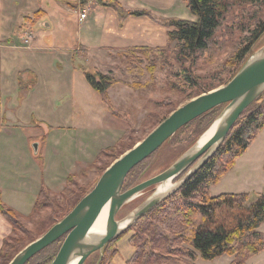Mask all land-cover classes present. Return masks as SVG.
<instances>
[{
  "label": "trees",
  "instance_id": "16d2710c",
  "mask_svg": "<svg viewBox=\"0 0 264 264\" xmlns=\"http://www.w3.org/2000/svg\"><path fill=\"white\" fill-rule=\"evenodd\" d=\"M97 1L112 8L118 14L120 21L130 15L144 16L170 29L168 44L157 50L167 54L166 68L162 67L161 70L165 72L164 77L171 79L172 88L181 82L184 87L182 92L186 94L187 101L226 84L254 53V45L264 33V19L261 16L264 10V0H185L190 13L195 17L194 21L161 20L146 10H125L115 0ZM234 12H239L241 19L235 17L237 20L235 25L238 26L240 33L247 34L236 43L232 54H226L223 47L215 41V36L224 23H228L226 19ZM242 19H247V21L244 22ZM29 22H33V18L25 17L24 24ZM135 50L136 53H141L144 59L136 58L139 64L136 61L128 63L129 67L126 72L131 78L139 79L144 75L145 68L152 71L154 63L147 55L150 49L137 48L131 51ZM218 51L223 54H218ZM121 54L127 57L129 50ZM204 61L213 63L215 67L206 77H200L194 71ZM143 62H145V67L140 66ZM81 70L86 82L99 94L106 109L118 117L111 105L108 89L119 80L113 76L112 72L102 73L95 68L88 70L85 66H82ZM176 79L178 82H175ZM134 86L139 88L142 85L136 83ZM222 106L225 105L209 110L178 131L198 120L209 123L213 119L212 114L215 110ZM174 109L176 108H170L169 113ZM167 116L163 114L160 122ZM263 127L264 92L239 116L214 155L177 191L133 224L134 234L129 241L134 248V253L124 264H195L197 257L213 260L223 254H228L233 258L228 264H247L249 257L263 251L264 232L259 231V227L264 222V192L255 196L247 192L217 195L210 192V186L233 167L235 160L249 148ZM113 147L108 146L101 150L97 159ZM74 178L75 174L67 176L64 186L66 191L68 190L67 185L73 183ZM74 183L77 185L76 182ZM45 189L46 187L41 185L32 212L28 215L29 218L40 205V198L42 195L44 197ZM84 195L72 200L70 206L65 203L67 208L64 205L65 209L62 208L59 211L58 218H63ZM46 202L49 203L50 200ZM0 214L10 223L12 233L15 224L24 218L5 205L1 198ZM22 231L32 236L30 235L31 230L23 229ZM12 235L4 239L0 248V264H8L17 252L36 239V237H31L19 245L22 237ZM60 242L62 243V239L37 253L26 264H50L60 247H56L55 244H60ZM111 242L102 248L106 250V254L102 256L98 264H110L117 254V248L107 254L109 245L113 244ZM54 246L56 248L53 256L46 258L44 254Z\"/></svg>",
  "mask_w": 264,
  "mask_h": 264
},
{
  "label": "crops",
  "instance_id": "0c3cea01",
  "mask_svg": "<svg viewBox=\"0 0 264 264\" xmlns=\"http://www.w3.org/2000/svg\"><path fill=\"white\" fill-rule=\"evenodd\" d=\"M115 1L125 10H146L161 20H195L185 0ZM84 10L86 16L80 18ZM25 17L33 22L24 24ZM168 31L144 16L130 15L120 21L112 8L97 0H0V198L5 205L26 217L41 185L51 191L62 189L71 173L63 172L58 179L52 172L44 176L45 170L41 171L32 158L29 144L23 143L16 150L17 132L9 129L41 124L54 132L74 127L73 121L80 117L75 111L76 92L87 89L81 79V61H91L89 64L100 71L92 61L105 59L106 71L110 70L117 53L165 47ZM95 118L99 120L98 115ZM120 135L115 131L112 140ZM244 155L249 166L264 158V127ZM11 234L10 223L0 214V248ZM129 239L119 240L110 264H124L133 255ZM195 263L199 264L198 257Z\"/></svg>",
  "mask_w": 264,
  "mask_h": 264
},
{
  "label": "rangeland",
  "instance_id": "374dc122",
  "mask_svg": "<svg viewBox=\"0 0 264 264\" xmlns=\"http://www.w3.org/2000/svg\"><path fill=\"white\" fill-rule=\"evenodd\" d=\"M264 19V10L261 13ZM240 19V13H232L226 20L215 36V41L222 46L224 53L232 54L236 43L244 38L247 33H240L238 26L235 25L236 18ZM244 22L247 19H242ZM226 38V39H225ZM173 44V43H172ZM171 44V46H172ZM264 45V33L254 45V53ZM173 47V46H172ZM218 54L223 52L218 51ZM149 60L154 63L151 70L145 68L144 75L139 79H133L126 72L128 63L139 61L136 58L144 59L141 53L129 50V56H123L120 53L115 54L113 57V64L110 70L106 71L107 61L105 59H94L92 63L97 62L100 71L105 73L112 72L113 76L119 80L118 83L113 85L109 94V99L118 117L112 115L107 111L106 106L100 100L97 92L92 90L84 78L81 76L82 81L86 86V91L79 90L76 92L77 98L75 99V111L80 114V117L74 120V127L65 128L62 130L45 129L43 125L40 126H22L17 125L12 129L17 132L14 138L16 150L22 148L23 143L29 144V150L32 158L38 164L41 171H44V176L52 172L55 177L60 178L63 172L71 171L70 174H75L73 183L67 185L68 190L63 186L62 189L56 188V191H51L46 187L43 195L40 198V205L31 218L28 216L21 218L14 226L12 236L22 237L23 242L28 241L31 237H40L47 228L58 222L59 211L66 207L65 203L69 206L72 200L81 195L87 194L95 185L98 178L106 167L118 158L130 147L141 141L154 127L158 125L162 119V115L169 114L170 108H177L184 104L186 94L183 91L181 82L179 85L171 86V79L164 77L161 70L162 67L166 68L167 54L157 50H149ZM170 62V60H169ZM82 65L87 67L88 70L94 69L91 61H81ZM145 67V62L140 64ZM215 65L211 62H201L199 67L194 71L200 77H206L212 72ZM175 82H178L177 79ZM140 83L142 86L136 88L134 84ZM176 84V83H175ZM182 88V89H181ZM86 92V93H85ZM225 106L216 109L212 114V120L206 123L204 120H198L195 123L181 129L166 142H164L153 154L147 159L142 161L127 177V181L122 189L130 188L141 181L153 177L160 172L167 169L173 164L181 155L187 152L198 140L199 136L205 129L216 119L219 118ZM76 114V112H75ZM98 115L99 120L95 116ZM120 115V116H119ZM109 118V119H108ZM112 120V123L108 122ZM119 130L120 137L114 139L115 131ZM125 136H123V133ZM114 141V142H113ZM112 143V145H111ZM249 148L240 155L233 165V167L225 173L217 182L210 186V192L213 195L222 192H247L252 196L264 192V158L261 159L259 164L254 162L252 166L247 165L245 162L244 154ZM105 145L114 146L107 153L102 154L98 159V153L103 150ZM18 156V155H17ZM20 156V155H19ZM52 167V168H49ZM53 167H57L56 171ZM48 168L49 172L46 174ZM247 170H243V169ZM180 178V177H179ZM177 178V180L179 179ZM175 180V179H174ZM173 180V181H174ZM173 181H171L173 183ZM77 185H75V183ZM58 183V182H57ZM58 185V184H57ZM155 185L147 188L139 194L134 200L125 203L118 213L116 220H122L127 217L131 212L142 205L155 191ZM50 200L49 203L46 201ZM47 204V205H45ZM50 204V205H49ZM67 208V207H66ZM56 221L55 223H53ZM132 228V229H131ZM133 225L126 229L118 238L113 240L107 249V254L112 252L115 248L118 251V242L125 236H132L134 234ZM31 230L32 236L25 234L22 230ZM259 231L264 232V223L261 224ZM42 233V234H41ZM130 243V241H129ZM56 247L61 245L57 243ZM132 246V244L130 243ZM50 249L48 253L44 254L46 258L53 254L54 249ZM133 247V246H132ZM106 250L96 251L92 253L83 264H98ZM53 256V255H52ZM233 258L228 254H223L213 260H204L198 257L199 264H227ZM230 260V261H229ZM196 264V263H195ZM247 264H264V250L255 254L247 260Z\"/></svg>",
  "mask_w": 264,
  "mask_h": 264
},
{
  "label": "water",
  "instance_id": "95a60500",
  "mask_svg": "<svg viewBox=\"0 0 264 264\" xmlns=\"http://www.w3.org/2000/svg\"><path fill=\"white\" fill-rule=\"evenodd\" d=\"M264 92V45L253 53L242 68L224 85L195 96L174 109L141 141L116 158L100 175L93 188L58 222L40 237L33 240L10 260L8 264H26L37 253L62 239L50 264H83L94 252L101 251L109 242L118 238L139 218L177 191L218 150L228 132L243 113ZM225 105L211 138L196 143L173 164L159 174L123 190L128 173L153 154L181 127L209 110ZM183 174L178 180H174ZM173 186L154 193L142 205L122 220H116L120 208L151 186L167 180ZM108 203L105 231L101 235L90 233V228L101 210ZM126 224L122 226L125 222Z\"/></svg>",
  "mask_w": 264,
  "mask_h": 264
},
{
  "label": "bare ground",
  "instance_id": "6f19581e",
  "mask_svg": "<svg viewBox=\"0 0 264 264\" xmlns=\"http://www.w3.org/2000/svg\"><path fill=\"white\" fill-rule=\"evenodd\" d=\"M218 124V120L216 119L215 121H213L206 129L205 131H203L201 133V135L199 136V143H203L206 140H208L209 138H211V136L213 135L215 128ZM173 186V183L171 182V180H167L163 183L158 184L155 187V191L156 193H163L167 190H169L171 187ZM138 195H136L132 200H134ZM107 212H108V203H106L101 210L99 211V213L97 214L91 228H90V233L92 234H96V235H101L104 233L105 231V226H106V218H107ZM127 221H125L123 225L126 224ZM70 264H74V261L71 262Z\"/></svg>",
  "mask_w": 264,
  "mask_h": 264
},
{
  "label": "built area",
  "instance_id": "2783aa9c",
  "mask_svg": "<svg viewBox=\"0 0 264 264\" xmlns=\"http://www.w3.org/2000/svg\"><path fill=\"white\" fill-rule=\"evenodd\" d=\"M86 16V10H84L81 14H80V18H84Z\"/></svg>",
  "mask_w": 264,
  "mask_h": 264
}]
</instances>
